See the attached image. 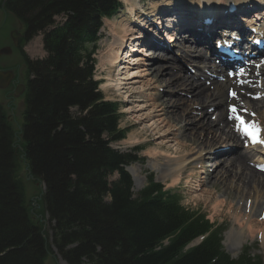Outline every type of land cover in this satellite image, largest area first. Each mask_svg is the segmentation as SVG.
<instances>
[{
	"label": "trees",
	"instance_id": "1",
	"mask_svg": "<svg viewBox=\"0 0 264 264\" xmlns=\"http://www.w3.org/2000/svg\"><path fill=\"white\" fill-rule=\"evenodd\" d=\"M4 7L29 38L43 33L47 56L29 62L19 135L0 103V264H46L52 246L68 264H264L248 247L232 258L222 244L227 226L184 206L179 188L153 173L134 194L125 167L143 160L141 149L112 147L128 130L93 73L102 18L120 11L119 0H6ZM58 15L65 20L55 25ZM27 173L45 183L40 207L26 198Z\"/></svg>",
	"mask_w": 264,
	"mask_h": 264
},
{
	"label": "rangeland",
	"instance_id": "2",
	"mask_svg": "<svg viewBox=\"0 0 264 264\" xmlns=\"http://www.w3.org/2000/svg\"><path fill=\"white\" fill-rule=\"evenodd\" d=\"M152 1L160 2L161 7H164L165 11L168 10V7H170L171 9L178 8V5L180 3V0H141L140 3L145 6L146 13H149L148 6L150 3H152ZM121 2L123 5V9H121L120 12L114 17L110 19L105 18L103 20V26L100 31V37L98 40L99 42L97 45V52L95 54L96 64L94 68V79L100 82L99 89L107 100L119 102L122 112L120 127L126 128L128 130L127 137L121 141L112 143V146L120 152H131L133 154H135V150L137 148L141 149V151L138 152L137 156L144 158L143 160H141V162L144 163L135 162L130 165L132 166L133 171L140 174V178L138 179H134L132 177V190L134 194L137 195L138 192L146 185V176L148 172L153 173L155 179L157 175L160 177L164 176L167 173V164L171 160H173L171 157L176 155V157H181L180 155L183 156V154L188 153V151H185L182 154H177L176 151L182 147V144L178 146L179 143H183L184 141H187L189 143V139L186 138V135L191 134L193 124L189 123L188 129L184 130V123H180V121H174L172 118H168L164 115V110L169 107L172 101H177L184 97L191 99L192 95L186 92L187 90L185 89V86H168V84L166 83L154 82L148 69L154 65L166 64L170 62V59L158 58L157 60H154L152 62V58L154 57L151 55V51L146 54L145 42L142 41V39L133 40L131 38L132 36H129V38L131 39L127 40L129 46H125L123 47V50H121L120 53L123 52V54L121 55L120 59L123 60L121 63H118L116 67L111 68V64L109 62H106L110 54L109 51L111 49V45L114 42V36L112 34V24L122 20L128 10V6L124 3V1L121 0ZM187 2L188 0H183V5H186ZM210 2L213 1L210 0ZM191 7L193 6L191 5ZM254 7H256V3ZM205 10L206 15L212 17V12L209 11L210 9L208 7H204V11ZM213 20H215L216 22L221 21V19ZM54 21L56 24L62 23L64 21L63 15L57 16L56 18H54ZM242 22L243 24L247 23L246 20H242ZM19 25V21L15 19V16L13 14L7 12L5 8L0 9V50L8 45L12 46V29L18 28ZM218 30L219 32L215 34L211 38V40H208L205 36L202 37L200 35H197V38L201 41L196 45V47L201 49L203 48L202 44H211L212 42H214V39L218 37V34L220 33L219 28ZM133 31L137 32L140 30L137 27L134 28ZM166 34L167 33L161 34L160 38L163 42L165 40V43ZM41 38L42 35L38 33L33 38H31L28 43H26V57L29 60L42 59L46 57V52L43 48ZM187 44L188 41L183 42V44H180V41L177 44L174 43L173 49L167 54L171 57H174V54L175 56L180 57L182 54V45H186V48L188 49ZM129 47L136 48L137 51H131ZM203 51L204 50H202L201 52V50L197 49V52L199 53H196L194 56L207 53V51ZM149 56H151V58H149ZM181 58L182 57H177V60L172 61V64L174 65L175 62V64L182 67L181 73L186 74L187 76H194V79L199 80L196 85L200 84L201 82V84L203 83V85L205 84V86L213 87L212 89L214 90L215 86L211 85L209 81L205 83V76L199 75V72L201 71H199L197 64L191 63L184 58L182 60ZM193 58L196 59L195 57ZM256 60H259L258 62H260L262 59L258 56ZM199 61H202L201 58L199 59ZM11 62H22L21 57L16 49L13 50L10 55L0 54V65L2 63ZM255 63L257 62H254L251 65L253 70H255L254 67H256V70L260 68L264 69V62H260L257 64L259 68H257ZM19 70L20 72H22L21 68ZM202 72L201 74H203ZM204 72H206L205 69ZM255 77L261 79L256 78L260 82H258V84H256V82L251 84L252 87L249 88L251 90V92L249 93L250 96H252L251 94L253 93L255 94L257 90H263L264 92V71L262 75H257ZM209 84L211 86H209ZM261 84L262 86L259 87V85ZM241 88L245 89V87ZM9 90L10 89L3 90L0 88V102H2V104L4 105V109L7 111L10 120L12 119L11 121H13V127L15 129H18V126L21 125L23 121L22 113L24 109V99H21L20 101V98L18 97L22 96L18 95L15 99V102L11 101L12 94L8 92ZM225 92H227V88ZM6 95H8L7 98L5 97ZM250 96L248 97V99L251 100L250 102H257L256 104L259 106H256V108H252L251 106L250 108L253 109V112L257 113L258 108L263 112L264 96L258 100H254ZM211 109L213 111V107L197 106L196 103L190 104L189 106L190 115H196L198 117L201 115V112L208 111L210 113ZM172 114H170L171 117ZM217 114L218 113H216L215 115L217 116ZM173 116L175 115L173 114ZM258 119H261V113ZM253 121L257 122L256 120ZM197 130L198 132H201L202 128H198ZM206 131L208 130L201 132L200 136L203 139L206 138ZM218 134L219 132L217 133V137L220 136ZM224 139L225 138L223 136V138L218 141L219 143L216 144V146L207 147L203 151V156L201 157L202 160H199V162L203 161L206 162V164H212L214 166H207L204 163H200L195 166L189 164V167L183 170L181 176L178 177V180L168 177L165 178V180H160L159 182L165 184L167 188H179V190L183 194L182 203L190 209L201 211L207 216L210 222L216 225L224 224L228 229L230 227H235V230L239 231L241 227H239V225L235 222V217H239V215L241 214H246V216H255V220L264 222V191L262 192V190L260 188H257L255 185L244 186L238 176L230 173L225 174V171L220 173L216 179L214 178L215 176H209V178H207L206 180H201V178L197 177V175H202L200 169H215L217 160H223L225 158L228 159V157H234L235 154H246L250 152L249 150H251L250 148H247L244 143H241L239 147L238 145H228L226 144ZM214 153L217 154V156ZM157 155H160L158 159L156 158ZM155 161H158V171L156 172L151 169V167H149V165L153 164ZM211 170H209V173L211 172ZM209 173L205 172L203 173V176H207ZM25 177H27V175H25ZM117 177L118 174L114 173L110 176L109 180L113 181ZM42 190L43 186L40 183L34 184L29 181L25 191L26 198L33 204L38 205L37 198H40L39 194ZM217 201H220V203H216ZM234 207L235 209H233ZM35 215H38V213H35ZM43 220L46 224L47 229L50 224L49 216L46 214L45 219ZM234 232L235 231L231 233V238L227 241V247L224 245L225 250L229 254L233 252L236 253V256L238 255L237 257H239L243 249L245 247H248L250 248L252 254L261 255L264 260V231L263 233L256 232L253 236L248 237L249 232L248 229L245 228V233H242L245 242L242 245V248H240L238 251H236V248L233 246L238 240V235L236 232ZM225 233L224 239L226 238ZM200 241L201 239H198L192 245H195ZM227 248H229L231 252ZM57 250L58 249L52 246V251H50L47 255L48 257L46 264H68L66 259H64Z\"/></svg>",
	"mask_w": 264,
	"mask_h": 264
},
{
	"label": "bare ground",
	"instance_id": "3",
	"mask_svg": "<svg viewBox=\"0 0 264 264\" xmlns=\"http://www.w3.org/2000/svg\"><path fill=\"white\" fill-rule=\"evenodd\" d=\"M123 1L128 6V10L124 15L125 17L122 20L112 24V34L114 36V42L111 45V49L109 51L110 54L108 56V59L106 60V62H109L111 64V68L116 67L118 63L122 62L123 59L121 60L120 58L123 52L122 53L120 52L121 50H123V47L129 46L127 42V40L130 39L129 36H132L131 38L133 40L142 39V41L145 42V47L150 45L156 46L155 44H153L151 39L158 40L160 42L161 40L160 33L162 32L166 33L167 31H170L168 32L169 36H167L168 44H171V42L177 44L179 41L180 44H183V42L188 41L187 44L188 49L186 48V45H182V54L180 56L182 57L181 59L183 60L184 58L185 60L191 63L197 64L199 71L201 72L203 71L202 72L203 74L199 72V75L205 76L206 78L205 83L209 81L211 85L215 86L213 90L212 89L213 87L205 86V84L203 85V83L201 84V82L200 84L196 85V83L199 80L194 79V76H187L186 74L181 73L182 67L175 64V62L174 65L172 64V61H175L177 60V57L178 58L180 57L175 56V54L173 55L174 57H171L170 55L167 54L169 50L166 48L160 49L159 44L157 51L155 50L151 51V55L154 57L152 58V62L154 60H157L158 58L170 59V62L166 64L154 65L148 69L150 71V75L152 76L154 82L166 83L168 84V86L171 85L185 86V89L187 90L186 92L192 95L191 99L184 97L177 101H172L169 107L166 110H164V115L167 116L168 118H172L174 121H180V123L183 122L184 130L188 129L189 123H192L193 126L191 130V134L186 135V138L189 139V143L187 141H184L183 143L182 142L179 143L178 146L182 144V147L176 151L177 154H182L185 151H188V153L183 154V156L180 155L181 157H176L177 156L176 154H175L176 156L171 157L173 160H171L167 164V173L165 175L163 174L164 176L161 177L157 175V179L165 180V178L169 177L178 180V177L181 176L184 169L189 167V164L195 166L197 164L204 163L207 166H214L212 164H206V162L203 161L199 162V160H202L201 157L203 156V151L207 147L216 146V144L219 143L218 141L221 140L223 136L225 138L224 141L228 145L231 146L238 145L239 147L241 143L243 144L241 140L243 137L239 134L237 130H235L236 122L233 117V113L243 115L245 110H242L243 108L239 109L242 105H244L246 108H250L251 106L252 108H256V106L257 107L259 106L256 104L257 102H250L251 100H248L245 97L244 94L246 92H249V90L245 91V89L241 88V86H239L238 83L233 78L226 76L225 79L221 82H219V80L216 79L217 76H223L224 71L221 66H218L216 64L215 65L212 64L210 66H204V67L202 66L201 61H199V59L202 57L204 58L209 57L210 60V52L212 50H210L211 47L209 49L208 43L206 48L203 47L199 49L196 47V45L201 40L195 38L196 36L195 30L202 27L203 31L206 34L202 33L201 35H209V37H207V39L209 40L210 37H213L215 34L219 32L218 28L220 26V22H215L211 25H208L205 24V20L208 18L222 19L224 17H228L231 19H225L227 22H230L233 19L235 20L232 21V24L234 23L233 25H237V27H239L241 31H245L246 29L247 36L249 37V40L251 42L253 39L260 37L261 34H264V27L262 29V25L259 26L255 25V23L261 20L263 17H259L258 15H256L257 17H259V20L255 18L252 21L250 22L246 21L247 23L243 24L242 20L244 19L235 12L231 13L229 11V7L231 2L233 1L239 2L238 11H240L241 8H252L253 10L262 11L264 16V0H212L213 2H210V0H190V2H188L187 5H183V0H180L178 8L171 9L170 7H168V10L166 11L164 7L163 8L161 7L160 2L152 1V3H150L148 6L149 13L145 12L146 11L145 6H143L140 3V0H123ZM255 3H256V7H254ZM191 5L193 7H191ZM204 7H208L210 9L209 11L212 12V17L206 15V10L204 11ZM244 15L249 16L252 14H247L246 12H244ZM237 21L240 23H238ZM198 22H199V26H197ZM250 25L253 26V28L250 27ZM158 26L159 28L157 29ZM137 27L139 28L140 31L137 32L133 31L134 28ZM173 34H176L177 37H175ZM148 37L149 39H146ZM217 40H221V38H218ZM235 42L240 43L237 40H235ZM239 46H240L239 49L242 53H244V51H248L249 54L255 52L254 49H251L252 46H250V44L239 45ZM246 46H249L251 48L243 49V47ZM129 49L131 51L136 50V48H130V47ZM197 49L201 50V52L202 50H204L203 52L207 51V53L194 56L196 53H199L197 52ZM147 53H149V50H146V54ZM193 57H195L196 59H194ZM245 60L249 61V58H246ZM256 62L258 63L257 60ZM204 69L206 70V72H204ZM263 71L264 69H260L258 72L260 73L259 75L263 74ZM255 73L256 72L254 70L247 67L238 72V77L245 80L250 77H253ZM210 84L209 86H211ZM230 87L238 91L239 93L238 98L231 99L228 96V91L225 92L226 88L228 90V88L231 89ZM195 103L197 104V106L213 107V111L211 109L210 113L208 111L201 112V115L199 117L196 115L192 116L190 115L189 106L190 104H195ZM228 106L230 107L235 106V108L238 109V112H234V111L230 112ZM172 113L175 116H173ZM216 113H218L217 116L215 115ZM260 113H261V119H260L261 121L264 120V111L262 112L258 108V114L260 115ZM170 114H172V117L170 116ZM254 123L257 124L260 127V129H262L259 123L255 121ZM198 128H202L201 132L208 130L205 132L206 133L205 139H203L200 136L201 132H198L197 130ZM218 132H219L218 135L220 136L217 137ZM249 151L250 152L246 154H241V153L235 154L234 157L231 158L228 157V159L225 158L223 160L221 159L217 160L215 164L216 166L215 169L213 170H211L210 168L206 170L200 169L202 175H197V177L201 178V180L202 179L206 180L207 178H209V176H213V177L215 176L214 178L216 179L220 173L225 171V174L230 173V174H234L235 176H238L241 179L244 186L255 185L257 188H260L263 192L264 173L258 170L255 167V165L251 163L253 158L259 159L261 155L257 154V152H254V150H249ZM215 155L217 156V154ZM158 157H160V155L156 156L157 159ZM149 167H151V169H153L155 172L158 171V161H155L153 164L149 165ZM128 170L134 179L140 178V174L133 171L132 166L128 167ZM209 170H211L210 173ZM205 172L209 174L207 176H203V173ZM216 203H220V201H217ZM233 209H235V207ZM254 218L255 216H251V215L246 216V214L245 215L241 214L239 215V217H235V222L239 225V227H241V229L238 231L235 230V227H230L225 233L226 238L224 239L223 244L227 247V241L231 238L230 237L231 233L235 231L238 235L237 237L238 240L233 246L236 248V251H238L240 248H242V245L245 242L244 236L242 235V233H245L244 232L245 228L248 229L249 232L248 237L253 236L256 232L263 233L264 222L255 220ZM227 249L231 252L229 248ZM231 255L233 258H237L238 256V255L236 256V253L233 252H231Z\"/></svg>",
	"mask_w": 264,
	"mask_h": 264
},
{
	"label": "flooded vegetation",
	"instance_id": "4",
	"mask_svg": "<svg viewBox=\"0 0 264 264\" xmlns=\"http://www.w3.org/2000/svg\"><path fill=\"white\" fill-rule=\"evenodd\" d=\"M21 32V36L19 37V40L17 42V47L15 48V44L12 42V48L15 50H17V52L19 53L22 63L19 62H11V63H2L0 65V70L8 72L11 71L13 72V80L10 82V84L8 85V89H10L8 92H10L12 94V100L15 102V99L17 97V91L18 89H20V87L23 86V95H26V91L28 88V83L30 81V76L28 75L27 71L29 68V64L28 62H30V60L26 57V54L24 52V47H25V43L24 39H25V34L23 33V30H20ZM25 33V32H24ZM22 69V72H20L19 69ZM6 98L8 97V95L5 96ZM21 100V98H20Z\"/></svg>",
	"mask_w": 264,
	"mask_h": 264
},
{
	"label": "snow or ice",
	"instance_id": "5",
	"mask_svg": "<svg viewBox=\"0 0 264 264\" xmlns=\"http://www.w3.org/2000/svg\"><path fill=\"white\" fill-rule=\"evenodd\" d=\"M233 95H235V93ZM232 110L238 112V109H236L235 106H233ZM235 118L240 121L239 130H241L246 136L251 137L254 143H264V140H261L259 135V133L264 130L260 129V127L254 122L248 123L242 116L237 115Z\"/></svg>",
	"mask_w": 264,
	"mask_h": 264
},
{
	"label": "water",
	"instance_id": "6",
	"mask_svg": "<svg viewBox=\"0 0 264 264\" xmlns=\"http://www.w3.org/2000/svg\"><path fill=\"white\" fill-rule=\"evenodd\" d=\"M18 37H19V35H18L17 31L16 30L13 31L12 32V38H13V41L15 44L17 43ZM0 53L1 54H3V53L9 54V53H11V48H9V47L3 48L0 51ZM12 77H13V74L11 72L4 73V72L0 71V87H2V88L6 87L9 84Z\"/></svg>",
	"mask_w": 264,
	"mask_h": 264
}]
</instances>
